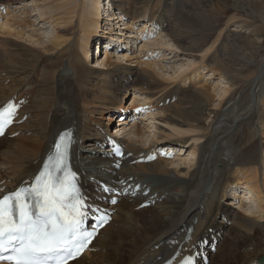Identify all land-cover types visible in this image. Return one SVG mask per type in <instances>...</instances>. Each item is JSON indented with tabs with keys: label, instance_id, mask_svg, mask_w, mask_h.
<instances>
[{
	"label": "bare ground",
	"instance_id": "bare-ground-1",
	"mask_svg": "<svg viewBox=\"0 0 264 264\" xmlns=\"http://www.w3.org/2000/svg\"><path fill=\"white\" fill-rule=\"evenodd\" d=\"M67 1L57 6L71 7L59 13L61 16L57 14L64 22H59L51 43L41 48L5 38L0 45V107L10 102L18 105L13 125L0 136V193L29 182L52 153L58 134L73 130L72 161L81 191L87 201L112 212L113 219L70 264H161L180 248L182 254L195 255L197 264H202L198 253L201 247L209 250L205 239L214 246L215 237L219 243L212 264H264L263 171L260 179L262 165L264 169V16L256 13L262 0H220L212 8L203 6L193 12L187 28L175 23L176 3L184 1L186 9L202 0H112L111 12L105 0H89L77 24L71 17L77 6L71 4L76 0ZM0 3L5 7L4 0ZM230 13L243 17L233 21V29L228 25L230 19L224 23ZM124 16L131 21L124 23L121 32H114ZM164 20L170 26L162 23ZM141 23L146 24L141 26V37L150 24L154 25L161 35L157 42L165 46L170 39L163 43L161 37L170 36V28L173 39L191 52L204 49L219 32L212 48L219 40L220 44L210 54L206 50L208 62L203 64L208 72L219 75V83L228 85L207 88L204 84H177L166 88V81L154 83L158 80L153 67L160 64L149 63L151 69L136 70L130 62L138 59L134 48L124 49L133 46L132 31ZM79 25H84L83 30H76ZM11 33L16 37L20 34ZM107 33L118 34L109 46L121 50L117 54L103 50L106 56L101 61L97 58L94 65L92 41L100 44ZM126 42L129 44L124 45ZM251 68L253 73L247 75ZM131 88L147 99L161 93L162 121L200 128L204 142L189 150L185 138L173 140L171 135L154 134L153 143L143 145L121 133L114 140L125 155L111 158L107 153L111 145L107 148L106 144L113 133L106 130L115 118L110 115ZM215 91L219 96L229 93L213 105ZM121 108L127 118L114 130L126 131L130 126L129 130L139 136V126L143 125L151 132L142 119L143 111L128 109L124 103ZM132 116L135 120L130 124ZM154 144L169 146L173 152L177 149L176 159H169L165 153L149 161L157 152ZM188 150V156L182 158L180 155ZM102 181L121 191L130 192L136 186L140 189L136 195L114 196L118 202L111 204L110 195L99 190ZM229 195L232 198L224 201ZM253 195L259 212L255 214L247 206ZM238 198L239 208L230 206ZM150 200H156L153 207H140ZM189 226L194 230L187 241ZM212 253H208L210 263Z\"/></svg>",
	"mask_w": 264,
	"mask_h": 264
},
{
	"label": "rangeland",
	"instance_id": "rangeland-1",
	"mask_svg": "<svg viewBox=\"0 0 264 264\" xmlns=\"http://www.w3.org/2000/svg\"><path fill=\"white\" fill-rule=\"evenodd\" d=\"M0 1H3V0H0ZM7 1L8 0H4L5 7H2V9L0 10V45H1V43L6 42L5 38H12V39L15 38L16 41H18V42H22V43L26 42L25 44L30 45V46H35V47H38V46L40 47L42 45L41 48H43L44 45L51 43L54 40V35L57 31V28H59V26H61V24H63L61 21L64 22V20H61V21L58 20L59 18H57V17H59V16H57V14L61 16V14H59V13L64 12L71 7V6H69V7L64 6L61 9L57 8V6H59L61 4L65 5L68 2L67 0H13L12 2H10V4H8ZM87 1L89 2V0H76L75 4H71V5H77L78 6V7L76 6L75 13H71V17H73V23L74 24L75 23L77 24L79 22V20H80L79 16H81V14L83 13L85 3ZM218 1L220 2V0H202V3L188 6L186 9H185V5H184V1H182V2L178 1L176 3L177 5H175V7H174L175 13H176L175 17H177V20L175 21V23L178 22L177 26H179L180 28H182V26H184V25H185V28H187V24L191 22L190 18L192 16L193 12L199 11L203 6H206V5H210L212 8L213 6L216 5L215 3H217ZM263 1L264 0H262V2L259 3V6L256 8V13L259 15H262L261 17L264 16V6H263L264 2ZM86 5L89 6V3H86ZM0 6H2V5H0ZM197 9H199V10H197ZM55 18H56V21H55ZM171 18H173V17H171ZM242 18L243 17H239V15L235 16V14L233 15V13H230L224 19V23H226V22L228 23V20L230 19L229 20L230 22L228 25H229V27H231V29H233L235 27L233 25L234 22L237 23L238 20H241ZM130 21L131 20L129 19L128 23ZM21 22H22V24H21ZM147 23L148 22H146V24ZM162 23H168V22L164 20ZM162 23H161V25H162ZM146 24L141 23L140 25L136 26V28H134L132 31L133 36L130 38V39L134 40V42H136V39H137V43H138V46L137 45L134 46V50H135L136 54L135 53L133 54V55L137 56L138 59H132V61H130L132 67H135L136 70H139L140 68L151 69V67L148 66L149 63L160 64V65H156L155 67H153V68H156V70L153 71V75H155V78L158 80V82L154 81V83H159V81H166L164 84V86H166V88H168L169 86H170L169 88H173V87H175L174 85H177V84L178 85L184 84L185 87H189L191 84H198V85L204 84V86H206L207 88H209L208 86L215 87L217 84H222L223 86L228 85L225 81L223 83H219V75H216V76L213 75L211 72L207 71L208 69H206V67H204V64H206L208 62V59H207L208 52L210 54L220 44V40H219V41H217L218 42L217 44L214 43V48H212V46H213L212 43L214 42L213 40H214V38L218 37L219 32H217L218 34L216 33L213 35L214 36L212 38L213 40H211L208 43V45L205 46L206 49L202 48L199 51L191 52V51H184L183 47L186 45L183 43H178L176 40L173 39V37H172L173 33H172L170 28H168V34L170 36L166 35V36L161 37L164 41L163 43H165L168 39H170L165 43L166 44L165 46L163 44L157 42L161 36L160 32L157 31L155 28L153 29V32L150 31L149 26L147 27V29L145 31V33H147L148 35L144 39L140 40L141 26L142 25L144 26ZM157 24H159V21L157 22ZM157 24H156V26H158ZM169 26H170V24H169ZM83 27H84V25L81 27L79 25L78 28H76V30H83ZM150 28H151V24H150ZM11 32H19L20 37L14 36L13 33H11ZM171 40H172V42H171ZM101 43H104V42H101ZM96 44H97L96 40L92 41V45H93L91 48L92 53L97 48ZM150 48H152V50ZM128 49H131V48H128ZM153 50H155V51L152 53ZM206 50H208V52ZM84 52H86V50ZM205 52H206V55H205ZM155 53L156 54L158 53V55H155ZM105 54L106 53H103V52H102V54L98 53L94 56V61L93 60L92 61L90 60V61L92 63L94 62L93 63L94 65L98 64V63H95L96 59L100 58V61H101L106 56ZM91 56H92V54H91ZM203 60H204V62H203ZM206 60H207V62H206ZM199 61H202V62H199ZM253 69L254 68H251L250 72L248 70L247 75L252 74L253 72H251V71ZM179 73H181V74L179 75ZM244 73L246 74L247 71ZM184 76H189V78L186 82L181 80ZM173 80H175V81H173ZM222 85L219 86L220 90L223 87ZM216 92L217 91H215V94H214L215 99H212L213 105L218 104L220 99L223 97L226 98L228 96L227 93H229L227 91V93L225 94L226 96H219V95H217L218 92L217 93ZM141 94L142 93L135 92V90L131 88L128 91V93L125 95L124 99L122 98L120 100V105H119L118 109L121 107L122 103H124L126 105V107H128V109H131L132 107L136 108L139 106H145V108H144L145 110L143 113L144 117L142 119L144 121V118H145L144 123L149 125L151 132H147L146 129L143 127V125H140L139 129H140L141 134L139 136H136V135H134L132 130H129L130 126H128L127 127L128 129L126 128L127 130L126 131L124 130L125 132L128 131L127 132L128 136H125L126 139L135 138L139 144L149 145L150 142L153 143L152 140H153L154 134H156V135L162 134L165 137L168 135H171L173 140H177V139L182 140V138H185L187 140L186 148H188L189 150L195 149L196 147H199L204 142L203 141L204 138L202 137V135H203L202 129L197 128V127L188 126V125H185L183 123H178V122L172 121V120H169L166 122L162 121L164 116H165L164 115L165 112H162L161 105H159V99H160L161 93L157 94V96L156 95L153 96L152 99H150V98L147 99L145 97L146 95H141ZM148 96H151V95H148ZM153 98L155 100H153ZM100 117L103 119L102 115H100ZM115 121L116 120L114 119V121H112V123H110V124H112V127H116V125H117V127L119 126V123H116ZM104 122L108 123V119L104 120ZM208 122H209V120H208ZM177 125H179V126H177ZM124 126H126V125H124ZM124 126H122L120 128H123ZM159 127L164 129V131H161V129H159ZM129 135H130V137H129ZM154 147H155V150L157 151V147L156 146H154ZM161 147H164V146L161 145ZM170 150L172 151V149H170ZM175 150H177V149H175ZM175 150H174V152H175ZM189 150L184 155H180V156H182V158H186L189 154ZM263 152H262V155L264 154ZM178 159H177V161H181L180 158H178ZM189 162L190 161H188L187 163H189ZM181 163H184V162L181 161ZM189 166H190V164L187 165V167H189ZM261 167H262V169H260V179H262L264 176V173H263V176L261 175V172L262 171L264 172L263 165ZM84 171H86V170H84ZM243 186L246 187L245 184H243ZM228 192H230V191H228ZM227 198L229 199L232 197L230 195L226 196L224 201L227 200ZM253 198H255L254 195L252 196L251 199L249 198L250 203L248 202L247 206H248V208H250L248 211L251 210L255 214L258 212L257 211L258 207L255 205V204H257L256 200ZM153 206L154 205H152V207ZM158 210L160 212V211H162V208H160ZM147 214L149 216H151V212L150 213L148 212ZM257 216H258V214H257ZM228 227H230V225ZM221 238L223 240L224 237L222 236ZM215 253L217 254V252L212 253L213 257L211 258L210 264H212L216 260Z\"/></svg>",
	"mask_w": 264,
	"mask_h": 264
},
{
	"label": "snow or ice",
	"instance_id": "snow-or-ice-1",
	"mask_svg": "<svg viewBox=\"0 0 264 264\" xmlns=\"http://www.w3.org/2000/svg\"><path fill=\"white\" fill-rule=\"evenodd\" d=\"M17 107L11 102L0 107V136L14 122ZM69 136L60 137L30 186L0 193V261L68 264L95 236V229H84L89 205L68 163ZM116 152L122 155L118 148ZM100 219L101 225L107 223V218ZM182 264H193V258L186 257Z\"/></svg>",
	"mask_w": 264,
	"mask_h": 264
}]
</instances>
